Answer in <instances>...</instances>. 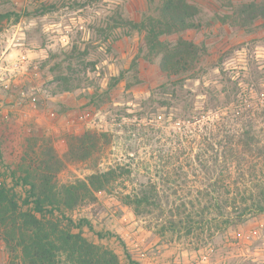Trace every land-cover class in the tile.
Masks as SVG:
<instances>
[{
	"label": "rangeland",
	"instance_id": "rangeland-1",
	"mask_svg": "<svg viewBox=\"0 0 264 264\" xmlns=\"http://www.w3.org/2000/svg\"><path fill=\"white\" fill-rule=\"evenodd\" d=\"M189 1L199 8L200 28L166 39L203 42L208 67L179 81L159 69L158 57L140 56L134 77L129 65L143 45L142 34H125L110 25L119 13L138 20L159 0H0V14H19L17 21H0V180L13 170L19 176L20 158L40 152L41 145H51L63 157L69 134L106 132L105 143L91 157L66 161L57 173L62 183L117 163L131 170L113 188L97 192L93 203L66 211L83 224L88 240L113 249L121 264H264L263 213L198 240L170 228L165 203L135 214L120 200L121 193L142 188L149 180L168 193L160 174L173 172L180 163L188 171L189 124L183 110L189 102L200 108L205 93L230 101L249 96L254 123L264 128L261 21L247 29L229 26L215 20V14L229 10L226 0ZM21 52L29 59L27 73L10 74L8 68ZM119 73L122 79L109 88L110 78ZM21 89L26 96L17 105ZM6 182L12 184L9 178ZM22 190L15 188L18 195ZM7 261L0 237V264Z\"/></svg>",
	"mask_w": 264,
	"mask_h": 264
},
{
	"label": "trees",
	"instance_id": "trees-1",
	"mask_svg": "<svg viewBox=\"0 0 264 264\" xmlns=\"http://www.w3.org/2000/svg\"><path fill=\"white\" fill-rule=\"evenodd\" d=\"M226 1L229 10L215 14L216 21L247 29L260 20L264 27V0ZM198 14V6L189 0H159L138 20L120 13L112 16V28L142 34L143 45L129 65L133 76L140 56L158 57L159 69L179 81L206 71L203 42L181 36L166 39L199 29ZM11 17L17 21L19 14L2 13L0 21ZM121 79L120 73L112 76L109 88ZM204 95L207 98L200 108L189 102L183 110L182 118L189 124L188 171L180 163L173 172L160 174L168 193L158 188L156 180H149L142 188L120 194L121 202L135 214H140L142 207L160 208L165 203L170 228L198 240L248 216L264 214V128L254 123L252 106H247L249 96H233L230 101L211 92ZM176 136L179 140L180 135ZM105 137L106 132L93 130L69 134L63 157L51 145H41L40 152L33 150L28 159L20 158L19 176L13 170L0 180V237L8 253L7 264H121L113 249L88 240L81 230L83 224L65 213L96 201L97 192L113 188L131 173L130 168L117 163L69 182L57 180L66 161L87 160L105 143ZM17 186L23 188L20 195ZM85 224L91 227L89 222Z\"/></svg>",
	"mask_w": 264,
	"mask_h": 264
},
{
	"label": "built area",
	"instance_id": "built-area-1",
	"mask_svg": "<svg viewBox=\"0 0 264 264\" xmlns=\"http://www.w3.org/2000/svg\"><path fill=\"white\" fill-rule=\"evenodd\" d=\"M29 67V59L27 54L21 52L19 53L14 60L11 62V66L8 68V71H10V74L15 75L17 72H20L21 74H26V70ZM20 98L15 99L14 103L17 105H21V102L24 101V97L26 96V93L24 90H20ZM142 241L144 239H141Z\"/></svg>",
	"mask_w": 264,
	"mask_h": 264
}]
</instances>
